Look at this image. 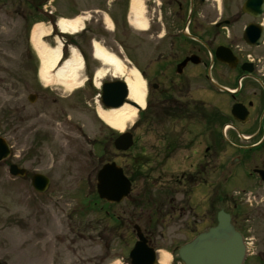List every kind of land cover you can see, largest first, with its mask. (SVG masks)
<instances>
[{"label": "rangeland", "instance_id": "374dc122", "mask_svg": "<svg viewBox=\"0 0 264 264\" xmlns=\"http://www.w3.org/2000/svg\"><path fill=\"white\" fill-rule=\"evenodd\" d=\"M66 3L62 2L61 7ZM76 11L79 14V10ZM4 12L9 14L5 16ZM76 17L68 19H79L83 24V15ZM23 26L12 10H0V136L12 146L13 157L7 164L14 163L28 171L27 178L15 179L10 176L8 165L0 164V264H130L128 252L136 242L135 234L112 232L105 212H100V204L97 206L96 193L99 159L111 157L114 151L109 148L103 153L104 146L100 144L108 128L97 114L99 108L105 110L101 102L102 84L122 78L107 69L106 78L97 87V72L104 67L94 59L93 45L97 42L116 55L128 70H139L138 66L146 63L152 50L148 51L143 39L116 42L112 37H100L101 24L92 25L90 34L81 31L69 39L60 37L65 60L71 57L72 48L85 58L84 68L78 73L83 85L71 94L59 85L49 88L42 85L40 61L31 43L36 24L31 25L29 31ZM111 29L109 25L104 32L113 36ZM74 40L77 47L73 45ZM45 41L51 47L57 46L53 38ZM156 41L151 40L150 47ZM130 44L133 49L127 56L126 48ZM155 55L153 53L152 59ZM131 60L136 63H130ZM32 94L38 97L33 104L28 100ZM194 99L218 108L207 93L196 91ZM142 115L143 111H138L133 126L126 128H132L135 136V144L128 153L136 155V162L126 154L120 156L118 163L136 182L131 196L144 192L163 198L178 194L176 198L191 211L166 217V221L160 223L165 225L163 229L153 233L155 249L171 253L170 264H182L178 261V249L214 225L219 211L216 208L213 215L212 197L208 201L210 192L206 186H197L192 191L190 187L177 185L180 176L196 170L199 161L202 164L200 183L206 185L210 181L209 158L206 157L209 154H204V140L197 139V135L207 139V134L202 124L196 129L186 126V132L193 130V133L184 135L183 142L187 144L197 139L195 147L188 152L175 153L167 161L162 151V137L146 131L139 123ZM175 124L172 121L164 127L170 129ZM176 128L178 134L184 130L183 125ZM35 174L50 179L51 185L45 194L33 189L31 179ZM127 210L124 208L121 212L127 214ZM259 210L255 213L263 217L250 228L252 250L256 255L248 264H263L257 256L264 255V207ZM98 230L103 231L104 241L99 238Z\"/></svg>", "mask_w": 264, "mask_h": 264}, {"label": "flooded vegetation", "instance_id": "af4514ba", "mask_svg": "<svg viewBox=\"0 0 264 264\" xmlns=\"http://www.w3.org/2000/svg\"><path fill=\"white\" fill-rule=\"evenodd\" d=\"M62 2H67L66 6L61 7ZM132 2L0 0V10H12L26 31L38 22L55 26L62 17L81 14L85 35L92 33V25L101 24L100 37H112L116 42L145 40L152 52L138 69L147 85L146 131L162 137L167 161L175 153L191 151L198 138L204 140L210 181L206 185L200 183L199 161L196 170L182 174L177 185L192 191L206 186L210 192L208 201L212 197L213 215L216 208L224 210L243 237L251 239L250 228L263 217L255 212L264 207V180L260 174L264 172V0H141L137 11H133ZM8 14L4 12L5 16ZM138 21L146 22L147 29L137 30L133 23ZM109 22L113 36L104 32L109 29ZM54 34L60 35L57 31ZM151 40L157 41L150 47ZM127 46L128 56L133 47ZM195 90L209 94L218 108L196 101ZM235 105L237 115L246 114L245 121L234 119ZM172 121L175 126L166 129L164 126ZM201 124L207 139L197 135L196 140L184 144L183 136L193 133L186 132L185 127L196 129ZM179 125L184 128L181 134L175 131ZM106 131L101 144L108 151L119 134ZM126 154L136 161L135 154ZM126 154L114 148L111 157H101L98 164L101 167L118 162ZM129 178L134 188L136 182ZM218 184L222 187L218 188ZM176 196L163 198L144 192L116 204L98 201L113 233L132 231L134 236L139 227L148 246L155 248L153 233L163 229L161 221L173 214L191 212ZM124 208L128 209L127 214L121 212ZM98 231L104 241L103 231ZM257 257L264 261V255Z\"/></svg>", "mask_w": 264, "mask_h": 264}, {"label": "water", "instance_id": "95a60500", "mask_svg": "<svg viewBox=\"0 0 264 264\" xmlns=\"http://www.w3.org/2000/svg\"><path fill=\"white\" fill-rule=\"evenodd\" d=\"M128 88L125 82L115 81L103 85L102 103L107 109H118L126 103L140 108L129 102ZM36 97L31 95L29 100L35 102ZM234 117L244 120L237 115L234 107ZM133 146V135L125 133L115 142L119 151H128ZM10 148L4 139L0 138V162L8 159ZM10 173L14 177H25L26 171L13 165ZM33 187L39 193H45L50 185L48 178L35 175ZM97 193L101 199L108 202L120 203L131 193V183L125 177L123 170L115 164L106 165L98 175ZM139 238L131 253L132 264H156L155 251L148 248L147 242L139 229ZM245 246L242 237L231 224V218L224 212L218 214V224L206 232L199 234L192 242L180 248L178 255L183 264H243L245 260Z\"/></svg>", "mask_w": 264, "mask_h": 264}, {"label": "bare ground", "instance_id": "6f19581e", "mask_svg": "<svg viewBox=\"0 0 264 264\" xmlns=\"http://www.w3.org/2000/svg\"><path fill=\"white\" fill-rule=\"evenodd\" d=\"M141 4V0H133V11H137ZM109 25L112 27L111 24ZM133 25L140 31L147 29V23L144 21L134 22ZM59 27L63 34L72 36L80 33L83 29V25L79 19H61ZM50 33L51 28L43 24H37L31 35L33 49L40 61L39 80L45 88L59 85L67 92L73 94L83 85V81L78 80V73L84 68V60L77 50L72 48L71 57L63 61L62 41L57 39L58 45L56 47H51L45 41ZM93 57L104 67V69L97 72V87H100L101 81L106 78V70L111 69L118 75L117 77L125 81L128 88L129 101L138 105L141 109L146 107L147 87L137 69L128 70L116 55L108 52L97 42L93 45ZM54 72H56L55 75H53ZM97 114L99 119L109 128L123 133L127 125L131 126L134 124L138 110L126 103L118 109L108 111L99 108ZM159 256V264H170L172 260L170 253L160 250Z\"/></svg>", "mask_w": 264, "mask_h": 264}, {"label": "trees", "instance_id": "16d2710c", "mask_svg": "<svg viewBox=\"0 0 264 264\" xmlns=\"http://www.w3.org/2000/svg\"><path fill=\"white\" fill-rule=\"evenodd\" d=\"M168 155H170V154H168Z\"/></svg>", "mask_w": 264, "mask_h": 264}]
</instances>
